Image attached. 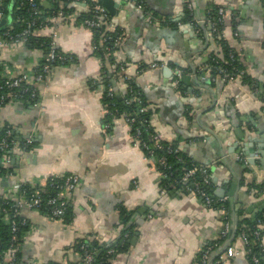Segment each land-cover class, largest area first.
Wrapping results in <instances>:
<instances>
[{
  "label": "crops",
  "instance_id": "1",
  "mask_svg": "<svg viewBox=\"0 0 264 264\" xmlns=\"http://www.w3.org/2000/svg\"><path fill=\"white\" fill-rule=\"evenodd\" d=\"M112 2L114 15L99 0L72 3L75 19L56 26L58 49L72 60L55 64L48 81L36 84L42 106L11 100L0 107V126H12L18 142L13 169L0 178V192L16 193L21 184L51 174L79 178L67 194L72 219L21 210L28 228L20 245V264H78L79 240L109 243L121 233L129 236L127 249L110 257L109 264H196L204 248L216 241L220 245L209 264H251L243 252L246 245L240 236L234 237L232 226L233 211L241 206L247 218L264 212V206L261 210L254 206L264 205V193L248 189L249 184L264 181V163L250 152L260 149L259 143L264 146L263 1ZM90 3L102 6L114 26L121 28L112 52L124 65L117 73L113 60L104 59L94 47L92 31L81 25L79 14ZM186 3L198 26L184 21ZM51 4L42 0L45 7ZM211 4L224 10L220 38L239 55L250 84L239 77L224 81L208 66L212 51L221 54L218 36L205 19ZM52 29L36 33L48 37ZM44 54L38 47L4 48L0 62L15 75L35 67ZM128 83L144 99L143 109L155 110L151 123L161 138L193 163L207 166L212 196L226 197L232 204L225 237L220 233L224 212L206 205L180 178H166L156 160L133 143L124 115L111 116L109 98L123 99ZM135 99L140 102L139 96ZM25 138L32 142L22 147ZM121 210L130 213L125 223ZM260 242L264 248V236ZM229 244L238 254L218 262Z\"/></svg>",
  "mask_w": 264,
  "mask_h": 264
},
{
  "label": "built area",
  "instance_id": "2",
  "mask_svg": "<svg viewBox=\"0 0 264 264\" xmlns=\"http://www.w3.org/2000/svg\"><path fill=\"white\" fill-rule=\"evenodd\" d=\"M69 1H71L73 4H78L81 2H85L86 0ZM27 3L29 5V8L31 9V13L35 17L32 20L28 21L23 31L18 34L11 35L7 31L0 33V50L4 48H16L26 46L27 38L30 34H32L34 30H32V26H34L36 23H38V28L52 27L53 29L51 30L50 36H48V39L46 40L47 43L45 46V54L43 55L41 60L38 61V64L35 67L29 70H23L18 74L13 75L8 64H0V107H2L6 102L11 100H20L28 105L36 107L42 106L40 94L36 87V84L48 81L50 77L51 68L55 64L63 65L72 60V56L64 54L58 49L55 40L57 35L56 26L66 20L75 19L77 13L73 11L72 13L65 14L59 10L54 13V15L52 14L51 16L44 19V21H37L40 18V15L38 14L35 0H27ZM188 7L190 8V4H188ZM208 8L210 9V7ZM83 13L85 14V16L82 17L81 25L85 26L86 28H89L91 31H93V28L99 29L103 27V33H108L103 35L102 38L100 37L98 42L101 41V43H103L104 49L105 51H107L108 54L112 48L116 49L117 45L119 44L122 32L118 33V35H115V31L118 30V28L114 26L109 16L107 15L105 9L98 4H90L89 7L85 10V12L83 11ZM218 14L221 16L224 15V10L220 7L218 8ZM205 19L206 22L210 24L213 33L215 31L213 19L210 16L206 17ZM1 20L2 15L0 13V21ZM193 20L195 22L194 24L198 26L197 23H199V20H195L194 16ZM98 42L94 37V47L97 48ZM229 57L232 61L235 60L233 54L229 53ZM113 62V73H117V71L123 69L124 65L120 58L116 57L114 59L113 57ZM152 66H155V64H152ZM216 72L218 73L219 77L224 81H230L236 78L233 72L227 71L222 67H218V70ZM178 74L179 72L176 71V75ZM108 95L111 96V92H108ZM125 102L129 103V100H126ZM138 110L142 111L143 108L139 107ZM121 114L124 115L130 126L134 125L136 122L140 124L137 127H134V132L132 134L133 143L141 149H145V153H147L149 156H152L158 164L162 165L163 167H167L168 165L165 156H157L156 154H154L153 150L149 149L147 143L142 142L140 138V128L141 126H143L144 123L147 122V120L140 118L137 119L136 116L126 114L125 112H122ZM13 133L14 131L12 126L6 125V128L4 129V132L0 138V150L4 152L0 159L1 165L3 167L12 163V155L10 154V152L13 151L14 146L18 143L16 138L14 140L11 139ZM153 140L154 146L162 150L165 148L166 153L177 152L178 150L171 144H167L166 146L161 144V141H163V139L158 133L153 135ZM31 142L32 139L30 138H25L21 140L22 147L30 145ZM180 179L185 182L186 186L192 187L194 192H196L202 198L204 203L208 206H211L216 201H226V197L215 199L212 196V193L208 190V187L211 184V178L207 166L191 163V165L183 171ZM78 183L79 178L74 174H66L63 176L51 174L45 178H42L41 181L38 180L33 183L25 182V184H29L31 188L41 187V190L34 189L33 193L31 194L27 195L26 191L22 188H19L16 193L0 192V198L3 200V203H9L10 205V212L3 218V220L9 225L11 232L10 243L6 250L0 255V264H20L19 251L21 241L24 237L25 232L21 234L19 231V226H28V221L21 215V210H36L51 219L63 220L65 216L69 215L70 217V214L68 212L69 204L67 200V194L71 193L72 190L78 185ZM0 209L2 211L4 210L2 206H0ZM18 216L22 217L19 221H17L16 219V217ZM258 223L261 224L262 220H258ZM259 224L258 227H260ZM229 230L230 222L229 220H225L223 222V227L220 232L221 236L225 237L228 234ZM250 235L251 238L248 237V235L244 232L240 234L241 240L246 245V248L243 250V252L245 254L249 253L251 248L250 246L253 243H257V245L261 248V252H264L263 245L260 242L264 234L262 235L260 230L256 229L253 230ZM218 246L219 244L217 242L207 245L202 251V254L200 255L199 262H196V264H209V257L211 253ZM80 249V264H91V262L93 261V254L86 248H84V246H81ZM108 252L111 253L112 249H110ZM236 254H238V252L235 251L233 245L229 244L226 246L225 250L219 255V258H217L218 262H224L225 260L230 259ZM251 258L254 264H262L261 262H259V258L257 256L254 255Z\"/></svg>",
  "mask_w": 264,
  "mask_h": 264
},
{
  "label": "trees",
  "instance_id": "3",
  "mask_svg": "<svg viewBox=\"0 0 264 264\" xmlns=\"http://www.w3.org/2000/svg\"><path fill=\"white\" fill-rule=\"evenodd\" d=\"M51 1V7H45L42 5V0H35L36 2V8L38 10V14L40 15V18L37 21H44L47 17L51 16L52 14L56 13L57 11H62L63 13H72L75 9V5L72 4L71 1L69 0H47ZM88 1V0H86ZM264 3V0H262ZM91 4V3H90ZM185 17L184 21L187 23H192L193 20V14L192 10L187 8V3L185 5ZM218 8L219 6L217 5H210V9L205 13V16L208 17L210 16L213 19L214 22V27L215 31L213 34L217 37V44L221 48L220 50V55H218V52L212 51L209 56L208 60V66L211 69L213 73H215L218 70V67H222L227 71H231L234 73L235 77H239L241 81L244 84H250L252 81L251 77L244 71V65L239 59V55L236 54L235 50L231 48L225 41H223V37L220 38L221 30L223 29L224 26V19L221 15L218 14ZM10 11V13H9ZM0 13L2 15V19H6L4 23L1 24L0 21V33L2 32H8L11 35L18 34L23 31V29L26 27L27 22L32 20L35 16L31 13V9L29 8V5L27 3V0H0ZM10 14L9 20L7 19V16ZM85 16L84 13L80 14V20H82V17ZM232 23L234 26L237 25V22L235 18L232 16L231 18ZM38 23H36L34 26H32V34H30L27 38V44L26 46L28 48L32 47H38L41 48L45 51V46L47 43L48 37L40 35L36 33L37 30H40L41 28H38ZM104 28H93L92 33L94 34V37L96 38V41L98 42L99 38L108 32L103 33ZM121 29V28H120ZM120 29L115 31V35H118V33H121ZM220 39V40H219ZM43 43V45H42ZM99 44V43H98ZM115 50V48H112L109 52L111 55L108 56L106 53L107 51H104L102 45H98V51L101 52L103 55L104 59H109L113 60L112 52ZM229 53L234 55L235 60L232 61L231 58L229 57ZM105 54V55H104ZM107 56V57H106ZM1 64V62H0ZM140 97V102L135 99V97ZM111 100V101H110ZM129 100V103H126L125 101ZM141 97V95L136 91V89L133 87L131 83H128V92L126 96L123 99H118L116 96H113L109 98V107L111 110V116H120L122 112H125L126 114L134 115L137 117V119H146L147 122L141 126V140L142 142H146L149 149H152L154 154L157 156L164 155L167 161V167H163L160 164L158 165V168L161 170V172L164 174V176L170 177V178H180L183 171L193 163L191 160L188 159L180 150H177V152H171V153H166L165 148L158 149L157 147L154 146V140H153V135H155L157 132L154 128V126L151 123V116L155 112V110L152 109H143L142 111H139V107L143 108L145 107V101ZM111 102H114V106L111 105ZM115 108V109H114ZM115 111V112H114ZM8 125V124H6ZM6 125L0 126V138L4 132V129L6 128ZM140 125L138 122H136L134 125L131 126V133L133 134L134 132V127ZM16 135L13 133L11 136V139H15ZM161 144L166 146L169 144L167 141H161ZM146 152V150L144 149ZM4 152L0 150V159L1 156ZM13 158V151L10 152ZM148 155V154H147ZM195 164V163H194ZM12 164H8L7 166H2L0 162V178L5 176L6 174L10 173L12 171ZM164 178V180L166 179ZM24 189L26 191V194H31L33 193L34 189H40L41 187H34L31 188L29 184H22L20 185V189ZM248 189H253L254 194L258 195L259 193H264V181L256 184L252 183L249 184ZM208 190L212 193L213 192V186L212 182L210 186L208 187ZM45 194V193H44ZM1 197V195H0ZM0 206L4 208L2 211L0 209V255L6 250L10 243V227L9 225L3 220V218L9 214L10 212V205L9 203L4 204L3 200L0 198ZM211 206H214L215 208L221 209L224 212V221L228 220L230 217V213L232 212V204L226 200L224 202H219L216 201L214 202ZM68 212L70 214L68 216L64 217V220H70L72 219V209L68 207ZM235 219H234V225L233 227V235L234 237L240 236L242 232L246 233L248 237L251 238L250 233L253 230L259 229L261 234H264V212H258L255 214L253 218H247L244 217V211L242 206L235 211ZM121 217H122V222H127L130 218V213L126 212L125 210L120 211ZM22 218L21 216L16 217L17 221ZM262 220V224L258 223V220ZM258 224L260 227H258ZM28 226H19V231L20 233L26 232ZM19 233V234H20ZM221 241L224 240L223 238L220 239ZM217 242V241H216ZM129 243V236L124 237V235L121 233L118 238L115 240L109 242V243H102L99 244L96 241L93 242H86L84 240H79L76 244L77 249L80 251L81 254V246H84L88 251H90L93 254V261L91 264H109V259L110 257L119 254L127 249ZM220 245V242H217ZM250 252L247 253L246 255L248 256V260L250 261L251 264H254L252 262V256H257L259 258V262L264 264V253L261 252V248L256 244H251L250 246ZM110 249H112V252H108ZM200 256V254H199ZM197 257L196 262H199V258ZM79 262L78 264H80ZM53 264V263H49Z\"/></svg>",
  "mask_w": 264,
  "mask_h": 264
},
{
  "label": "water",
  "instance_id": "4",
  "mask_svg": "<svg viewBox=\"0 0 264 264\" xmlns=\"http://www.w3.org/2000/svg\"><path fill=\"white\" fill-rule=\"evenodd\" d=\"M100 2H101V4H102V6L103 7H105L108 11H109V13L111 14V15H114L115 14V10H114V7H113V2H112V0H99ZM9 13H10V11H9ZM9 18H10V14L7 16V19L9 20ZM6 21V19L4 18V19H2L1 20V24L2 23H4ZM258 142H261L260 140H258ZM258 147L260 148V149H258V150H255V151H250L251 152V154L252 153H256L257 155H259V161L261 162V163H264V146H263V144H261V143H259V145H258ZM257 151V152H256ZM251 163H253L254 161L253 160H251L250 161ZM229 196H230V200L232 201V199H233V193H230L229 194ZM254 206L258 209V210H261L262 209V207L264 206L263 204H254ZM256 213L254 212V215H255Z\"/></svg>",
  "mask_w": 264,
  "mask_h": 264
}]
</instances>
